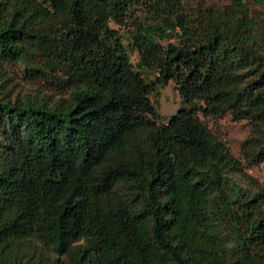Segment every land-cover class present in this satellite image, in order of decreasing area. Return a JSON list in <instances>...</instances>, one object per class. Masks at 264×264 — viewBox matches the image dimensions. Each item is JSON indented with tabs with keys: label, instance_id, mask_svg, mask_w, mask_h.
<instances>
[{
	"label": "trees",
	"instance_id": "trees-1",
	"mask_svg": "<svg viewBox=\"0 0 264 264\" xmlns=\"http://www.w3.org/2000/svg\"><path fill=\"white\" fill-rule=\"evenodd\" d=\"M235 1L251 6L0 0V264H39L18 250L30 238L51 264H261L264 205L223 188L239 160L198 116L264 126V0ZM134 5L160 20L131 32L141 66L184 102L164 121L108 25ZM163 28L175 42L155 40ZM15 61L68 91L9 99L2 66ZM247 143L243 159H264Z\"/></svg>",
	"mask_w": 264,
	"mask_h": 264
},
{
	"label": "rangeland",
	"instance_id": "rangeland-1",
	"mask_svg": "<svg viewBox=\"0 0 264 264\" xmlns=\"http://www.w3.org/2000/svg\"><path fill=\"white\" fill-rule=\"evenodd\" d=\"M246 2V0H243ZM203 3L205 5H221L233 3L234 7L239 11L250 8L251 2H247V6L235 0H181V8L185 12L194 13L196 7ZM250 5V6H249ZM123 23H115L109 21L108 25L115 29L119 34L122 43L125 45L129 60L132 62L135 70H138L142 76L153 86V90L148 94L158 116L157 121H164L169 115L174 113L176 109L183 105V100L179 97L172 79L162 81L159 74L153 68L141 66L139 55L132 46L131 32L137 28L140 23L158 24L159 19H154L153 14L147 11L144 5H134L129 8L124 15ZM155 40L161 44L176 41V33L163 28L157 31ZM139 62V65L137 64ZM3 69V86L2 94L9 99L15 96L29 94L38 98H46L52 101L58 95L66 94L67 86L61 81H56L49 78H43L37 75L28 76L22 61L6 63L2 66ZM198 116L207 125L210 130H215L219 137L223 139L229 153L239 160V165L236 170H225L223 175L227 180V185L223 188L228 190V187L239 188L243 190L248 197L255 193L260 196V204L264 205V159L254 163H248L242 156V143L249 141L247 145L250 151L258 150L264 145V126L258 125L253 127L246 119H232L229 111H224L217 116L205 115L202 116L198 112ZM25 246H20L19 251H24L23 256L27 257V261H37L39 264H51L55 253L47 244L41 243L34 238L27 239ZM82 242V239L74 241L71 244ZM26 243V242H25ZM24 244V243H23ZM231 241H227L226 246L229 248ZM25 249V250H24ZM65 253L59 254L64 256ZM264 264V259L261 261Z\"/></svg>",
	"mask_w": 264,
	"mask_h": 264
},
{
	"label": "water",
	"instance_id": "water-1",
	"mask_svg": "<svg viewBox=\"0 0 264 264\" xmlns=\"http://www.w3.org/2000/svg\"><path fill=\"white\" fill-rule=\"evenodd\" d=\"M137 64L139 65V62Z\"/></svg>",
	"mask_w": 264,
	"mask_h": 264
}]
</instances>
